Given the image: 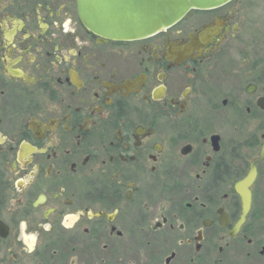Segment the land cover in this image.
<instances>
[{
    "label": "flooded vegetation",
    "instance_id": "af4514ba",
    "mask_svg": "<svg viewBox=\"0 0 264 264\" xmlns=\"http://www.w3.org/2000/svg\"><path fill=\"white\" fill-rule=\"evenodd\" d=\"M0 264H264V0L131 41L0 0Z\"/></svg>",
    "mask_w": 264,
    "mask_h": 264
},
{
    "label": "water",
    "instance_id": "95a60500",
    "mask_svg": "<svg viewBox=\"0 0 264 264\" xmlns=\"http://www.w3.org/2000/svg\"><path fill=\"white\" fill-rule=\"evenodd\" d=\"M230 0H76L80 21L105 39L148 37L180 21L190 10L211 9Z\"/></svg>",
    "mask_w": 264,
    "mask_h": 264
}]
</instances>
